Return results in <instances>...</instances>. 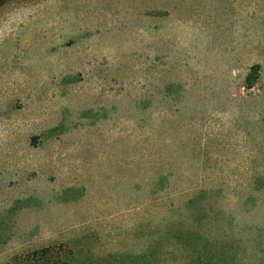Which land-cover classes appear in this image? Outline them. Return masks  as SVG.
Masks as SVG:
<instances>
[{
    "label": "rangeland",
    "instance_id": "rangeland-1",
    "mask_svg": "<svg viewBox=\"0 0 264 264\" xmlns=\"http://www.w3.org/2000/svg\"><path fill=\"white\" fill-rule=\"evenodd\" d=\"M219 246L264 264V0H5L0 264Z\"/></svg>",
    "mask_w": 264,
    "mask_h": 264
},
{
    "label": "trees",
    "instance_id": "trees-1",
    "mask_svg": "<svg viewBox=\"0 0 264 264\" xmlns=\"http://www.w3.org/2000/svg\"><path fill=\"white\" fill-rule=\"evenodd\" d=\"M5 0H0V5H2L4 3ZM183 237L181 238L178 237V240H188L189 239V233H187V231H183L182 232ZM43 255L45 254V257L48 258L49 264H56L57 262V253L54 252V250L51 247H44L41 248L39 250H34L32 252V257L30 260V263H32V261H36L38 258V255ZM221 255H228V260L231 261L233 259L232 256L229 255V251H226V248L223 246H219V248L216 250L213 249V251L206 255V257L204 256V254H201L200 252H196V254L191 257V259H189L188 263L189 264H218L219 263V258L221 257ZM56 260V261H54Z\"/></svg>",
    "mask_w": 264,
    "mask_h": 264
}]
</instances>
